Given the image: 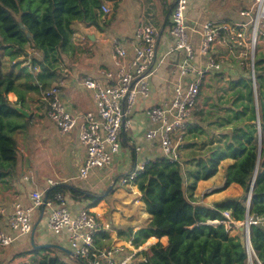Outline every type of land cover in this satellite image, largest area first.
<instances>
[{
	"label": "trees",
	"instance_id": "16d2710c",
	"mask_svg": "<svg viewBox=\"0 0 264 264\" xmlns=\"http://www.w3.org/2000/svg\"><path fill=\"white\" fill-rule=\"evenodd\" d=\"M103 2L0 0V182L13 175L17 163L14 134L26 130L31 119L14 106L26 109L27 101L32 99L29 93H39V86L30 85L31 81L39 82L45 90L49 88L63 54L72 48V22L99 29ZM253 66L254 90L246 76L231 81L229 98L214 105L220 114L206 122L209 129L200 127V120L188 125L180 160L170 162L159 156L148 160L133 180L150 216L139 238L143 243L150 237H167L171 244L166 253L161 243H156V262L147 260L141 264H246L239 234L232 235L223 224L208 223L223 221L224 211L236 221L247 216L260 219L249 227L250 242L257 259L264 264V57L255 56ZM9 93L16 96L14 103L7 98ZM122 137L125 146L126 136ZM131 151L134 166L137 156ZM225 160L231 163L224 169V186L238 185L241 196L214 206L197 204L192 197L197 183L213 177ZM57 192L75 201H90V208L101 200L87 190L64 183L50 187L46 195ZM35 245L27 252L32 253L30 264H70L54 252L70 256L53 246Z\"/></svg>",
	"mask_w": 264,
	"mask_h": 264
},
{
	"label": "built area",
	"instance_id": "2783aa9c",
	"mask_svg": "<svg viewBox=\"0 0 264 264\" xmlns=\"http://www.w3.org/2000/svg\"><path fill=\"white\" fill-rule=\"evenodd\" d=\"M172 1L169 26L173 40L171 50L182 52L184 57L172 74L174 85L169 98L163 104L147 109V118L155 127L146 131L144 136L147 146L157 141L159 157L170 162L180 160L183 136L198 110L204 78L211 73L224 72L223 59L216 52V46L223 41L230 51H239V68L248 70L247 78L255 87L253 58L257 45H264V0H251L245 9L239 11V15L247 19L244 22L220 20L203 23L198 46V55L203 61L197 65L186 25V13L193 0ZM99 11L102 16L111 13L106 5H101ZM158 37V30L152 24H145L136 27L134 38L129 42L118 37L112 39L111 69L102 70L101 78L87 75L81 82L91 92L94 111L69 112L60 83L44 90L42 98L46 105V119L56 126L61 135L77 130L78 146L84 152L78 178L86 179L91 172L109 171L113 167L121 149V136L129 134L132 129V114L138 98L149 99V80L155 68ZM248 53L249 58L246 57ZM142 149L143 146L136 147L138 152ZM148 160H143L124 176L122 184L133 182ZM25 180L28 181V178ZM55 184L47 180L45 186ZM222 215L223 221L208 223L223 224L231 234L234 230L240 234L239 228H243L246 264H261L251 246L249 230L250 225L260 219L247 216L243 221H236L228 211ZM36 226L56 244L67 248L71 258L83 264H141L138 256L149 242L147 239L139 246L128 248V254L124 253V245L97 246L96 238L107 226L90 208L74 210L68 196L59 192L47 196L46 191L35 189L29 192L26 206L18 199L8 206L0 204V248L26 238Z\"/></svg>",
	"mask_w": 264,
	"mask_h": 264
},
{
	"label": "crops",
	"instance_id": "0c3cea01",
	"mask_svg": "<svg viewBox=\"0 0 264 264\" xmlns=\"http://www.w3.org/2000/svg\"><path fill=\"white\" fill-rule=\"evenodd\" d=\"M213 1L215 0H193L192 5L186 13V25L189 30L190 41L196 53L197 65H201L203 61V59L198 55V46L201 38V29L203 23L206 21L220 20L244 22L247 19L241 17L239 15V11L245 9L251 0H238L240 8H238V11L236 9L234 14H229V9L235 8V3L230 2L227 6V4L225 5L224 0H220V4H224L222 6L220 5L222 9L220 8L219 16H216L217 18L215 20L211 17L207 18L206 14L203 13V11L206 12L209 8V2ZM102 5L108 6L111 10V13L108 16L101 17L98 24L99 29L94 26L88 27L89 29H95V32H92V34L88 36L90 41V53L85 51L88 49V47L80 48L79 46V53H77L75 58L77 61H79L78 67L68 66L66 62L64 63V61H61L59 68L61 76L57 81V84H61L63 100L69 112L75 114L77 112L84 113L86 111H94L91 92L82 86V79L87 75L101 78L102 70L111 69V41L113 38L118 37L122 40H125L126 42H129L134 38V32L137 26L152 24L158 30L159 37L155 58V68L149 80L150 96L147 100H142L140 98L137 100L135 111L132 114V129L129 134H122L126 136V145L124 146L122 144L123 137L121 136L120 152L114 161L113 167L109 171H94L91 172L86 179L78 178V168L82 163L84 152L83 149L78 146L77 130H74L67 135H61L56 126L46 119V105L42 98L44 91H41L43 86L36 81L34 86H39V93H41L40 99L43 108L42 110L38 108L39 104L37 103L36 99L27 101V106L26 109L24 108V110L29 113V116H31L29 126L26 130L18 132V134L14 135L16 144H20L17 146L19 153L17 158V168H21L22 171L19 173L16 179H14L15 177L12 175L4 182H0V204L8 206V204H10L14 199H18L23 205L26 206L28 204L29 192L35 189L46 191L50 188L45 186L47 180H52L56 184L61 183L58 180H55L54 176H47L43 178L38 177L34 160L31 158V152L26 146L27 141H25V138L23 137L28 130L33 132V134H28V136L33 141L38 140L37 136L39 133H41V131H44V134H49L50 136L47 138V140L51 146L58 143L64 144L63 146H65L69 141L70 143L74 142L73 155L75 153L78 160V165L76 173L68 175L64 179L68 185L76 183L75 186H77V183L81 182L92 184L94 187H96V185L101 186V184H103V182L108 179H110L112 181L111 184L114 185L115 179L113 180V177L115 176L116 172L120 174V176L124 177L130 171L134 170L136 166H138L143 160H151L160 156V150L157 141L151 142V144L148 146L144 143L146 131L155 127L149 122L146 111L152 106L163 104L165 99L169 98L173 91L174 85L171 81L172 74L184 57L182 52L171 50L173 47V40L169 34V26L173 1L104 0ZM223 6H226L227 9H225V7L223 8ZM159 7H161L162 10L157 13V9ZM155 18L157 21H160L159 19H161V23L156 25L153 21ZM73 35H76L74 30L72 37ZM72 37V48L67 52V54L71 53L74 48L73 43L75 41L72 39ZM81 44L82 42L79 40V45ZM216 52L223 59L224 72L222 74L211 73L207 75L202 82L200 92L203 87L216 85L220 78H223L225 75L226 77L230 76V78L225 77V80L230 82L241 77H247L248 70H242L239 68L238 50L230 51L224 42L221 41L218 46H216ZM55 83L56 82L53 81L51 84ZM7 98L12 103L16 101V96L13 93H9ZM199 98H201L200 94ZM226 99L227 98H216L214 100L211 99L209 102H207L208 104L206 103L208 110L206 113H211V116L208 115L210 116V119L216 115L213 113L218 112L214 105L224 102ZM199 100L198 106L200 103ZM41 113L42 116H44L45 121L40 120V118L37 117V115H41ZM193 117L196 118L194 115ZM193 117L191 121H193ZM34 120L37 121L38 126L40 125L38 130L32 126L34 124ZM44 122H46L47 125L46 123L44 124ZM138 146H143V149L140 152L136 151V147ZM132 149L137 156V161L134 166L131 155ZM185 152H187L186 149L184 150V153ZM222 163L221 166H226L231 163V161L225 160ZM223 171L224 170L219 169L217 173L210 179L206 181H199L197 183L196 189L192 196L197 204L214 206L216 203H219L223 200L239 198L241 196L242 190L238 185L231 184L228 187L224 186L225 177L223 176ZM25 178H28V181H26ZM78 188L82 189L81 187ZM135 193V203L132 205L136 206L131 205L132 198H127L123 204L124 212L121 210L114 211L109 216V219H106L103 216H98L93 211V209L88 207V204H86L85 201H75L71 199L70 196H67L69 198L70 205L74 210L82 207L90 208L97 218L100 219L101 223L107 226V228L97 236V245L120 244L130 248L142 244V238H139L138 230L141 231L144 229L150 220V216L145 212L144 204L140 200V194L137 191ZM125 194L127 195V193ZM134 208H138V211H136ZM37 230L39 231L38 237L35 236ZM131 237H133L132 240ZM150 238H155V241L151 240ZM150 238V240L148 239L149 242L147 246L144 247V251H142L139 255L141 258L138 260L141 262L145 260L156 262V258L153 254V246L158 242L161 243L164 252L167 253L170 250L171 244L168 242L167 237H162L160 239L156 237ZM33 243H35L37 246L56 244L47 233L39 230V228L36 226L26 238L16 240L8 247L0 248V264H30L32 253L30 254L27 252H30ZM148 246L149 248H147ZM22 249L26 252L21 253L20 251H22ZM148 250H150V252Z\"/></svg>",
	"mask_w": 264,
	"mask_h": 264
},
{
	"label": "rangeland",
	"instance_id": "374dc122",
	"mask_svg": "<svg viewBox=\"0 0 264 264\" xmlns=\"http://www.w3.org/2000/svg\"><path fill=\"white\" fill-rule=\"evenodd\" d=\"M224 1H225V5L227 4V6L229 5L230 2L235 3L236 7L230 8L229 14H234L236 9L238 11V8H240L238 0H235V1L234 0H224ZM220 3H221L220 0H215L213 2H209V8L207 9V11L206 12L203 11V13L206 14L207 18L211 17L212 19L215 20L217 18L216 16H219V10H220V8L222 9L221 6L224 4L223 3L221 5ZM224 7H225V9H227L226 6H223V8ZM157 10H158L157 13H159L160 10H162V8L159 7ZM114 11H115V8H114ZM112 15H111V18H112ZM162 18H163V16H162ZM159 20L160 21H157L155 18L153 21L157 25V24L161 23V19H159ZM71 28L76 33V35H73V37H72V39L75 41L73 43L74 48L71 51V53L63 54L62 62L63 61H64V63L66 62L68 66L78 67L79 61H77L75 58H76L77 53H79V46H80V48L88 47V49L85 51L87 53H90V50H89L90 41H89L88 36L91 35L92 32H95V29H89L83 23H80L77 21L72 22ZM79 40H81V42H82L81 45H79ZM75 49H76V52H75ZM255 56L257 58L264 57V45H257L256 51L254 54V58H255ZM246 57L247 58L250 57L249 53ZM254 58H253V60H254ZM247 62H248V59H247ZM27 65H28V63H27ZM35 69L37 70V66H35ZM60 76H61V73H60V69H59L57 75L52 77L53 79H51L52 81H50L49 88L57 85V81L59 80ZM225 77H226V75L223 76V78H220V80L218 81V83L216 85L206 86V87H203L201 89V92H200L201 98H199L200 103L198 106V110L195 112L196 114L194 113L196 118L193 117V121L194 120L195 121L200 120L199 122L202 121L203 123H202V125H200V127L204 128V129L205 128L207 130L209 129V127L206 125V122H208L209 120L212 119V118L210 119L211 113L210 114L206 113V112H208V110H207V104L208 103L207 102H209L211 99L214 100L216 98H229V96H230L229 95L230 81L225 80ZM226 78H230V76H228ZM53 81L56 83L51 84ZM35 82L36 81H31L29 84L34 85ZM44 90L45 89L42 87L41 91H44ZM28 96L32 97V99H36L37 103L39 104L38 108L42 110L43 107H42V103H41V99H40L41 93L30 92ZM207 96H210V97H207ZM36 97H39V98H36ZM32 111H33V109H32ZM213 114H220V113L217 112V113H213ZM208 115H210V116H208ZM37 117L40 118V120L45 121V118H44V116H42V113H41V115L38 114ZM33 119H35V118H33ZM45 123L46 122H44V124ZM46 125H47V123H46ZM32 126L35 127L36 130H38L40 127V125L38 126V123L36 120H34V124ZM29 133L33 134V132H31V130L30 131L28 130L23 137L25 138V141H27L26 146L31 152V158L34 160V164H35V167L37 169L38 177L43 178V177H47V176H54L55 180H58L61 183L67 184L66 181H64V179L68 175L75 174L76 170H77V165H78V160H77L75 153L73 155L74 142L70 143V141H69L67 143V145H65V146H63L64 144H60V143L51 146L47 140V138L50 135L44 134V131H41V133H39V135L37 136L38 137L37 141L31 140V138L28 136ZM15 134H18V132ZM185 136L187 137L188 133H186ZM34 137H35V135H34ZM18 145H20V144H17V146ZM18 155H19V153H18ZM18 155H17V158H18ZM226 166H224V165L221 166V164H220L218 170L219 169L224 170ZM21 171H22L21 168H17V163H16L14 173H13V175L15 177L14 179L17 178V176L19 175V173ZM122 178H123V176H120V174H118L116 172L115 176L113 177V180L115 179L114 185H112L111 184L112 181L110 179H108L105 182H103V184H101V186L96 185V187H94L92 184L79 182V183H77L76 187H81L83 190H87L95 196H100L101 200L97 203V205L95 207H92L91 209H93V211L98 216H103L106 219H109V216L114 211H120L121 210L124 212V210H123L124 205L123 204L127 198H132L131 205L135 203L134 198L136 196L135 192L137 191L136 186L133 184V182H128V183L122 184L123 183ZM75 184L73 183L72 185L75 186ZM110 186L112 188L108 190V188ZM106 191H107V193L105 194ZM110 191H111V193H110ZM125 193H127V195ZM85 203L90 206V204L92 202L85 201ZM131 205H129V206H131ZM132 206H136V205H132ZM125 207H127V206H125ZM134 209H136V211H138V208H134ZM234 231L235 232H232V234H237L236 230H234ZM38 233H39V231L37 230V233L35 234L36 237H38ZM100 239H102V238H100ZM102 243H103V241H102ZM124 247H125L124 253L128 254L129 253L128 247L127 246H124ZM148 251L150 252V250H148ZM20 252L24 253L26 251L25 250L23 251V249H22V251H20ZM54 254L59 255L62 259H64L66 262H68L70 264H78L77 262L70 259L71 257L70 258L64 257V256H62V254H60L58 252H54ZM140 258H141V256L138 257V259H140Z\"/></svg>",
	"mask_w": 264,
	"mask_h": 264
},
{
	"label": "water",
	"instance_id": "95a60500",
	"mask_svg": "<svg viewBox=\"0 0 264 264\" xmlns=\"http://www.w3.org/2000/svg\"><path fill=\"white\" fill-rule=\"evenodd\" d=\"M255 89V87H253V90ZM14 108L18 111V112H20L21 114H23L24 116H26V117H29V113L27 112V111H25L24 109H22L21 107H19V106H14ZM112 187L110 186L109 188H108V190L109 189H111ZM107 190V191H108ZM107 191L105 192V194L107 193ZM249 200H250V192H249V194H248V199H247V204L249 203ZM239 232H240V234H239V243H240V245L244 248L245 247V239H244V237H243V228H239ZM45 246H53L54 248H56V249H58V250H60V251H62V252H64L66 255H68V256H72V254H71V252L67 249V248H65V247H63V246H60V245H58V244H48V245H45ZM41 247H44V246H41Z\"/></svg>",
	"mask_w": 264,
	"mask_h": 264
}]
</instances>
